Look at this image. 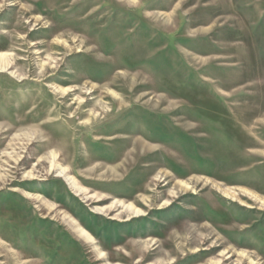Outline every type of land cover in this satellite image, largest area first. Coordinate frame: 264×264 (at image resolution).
I'll list each match as a JSON object with an SVG mask.
<instances>
[{"label":"rangeland","instance_id":"1","mask_svg":"<svg viewBox=\"0 0 264 264\" xmlns=\"http://www.w3.org/2000/svg\"><path fill=\"white\" fill-rule=\"evenodd\" d=\"M0 55V264H264V0H0Z\"/></svg>","mask_w":264,"mask_h":264},{"label":"bare ground","instance_id":"2","mask_svg":"<svg viewBox=\"0 0 264 264\" xmlns=\"http://www.w3.org/2000/svg\"><path fill=\"white\" fill-rule=\"evenodd\" d=\"M2 57L3 55H0V71H10V65L7 61H5ZM12 75H15V73L11 72ZM52 164L51 168L56 171L57 175L59 177H62L65 179L69 184H71L73 187H75L78 191H83L84 189L80 187L75 179L69 174L67 169L59 164H57V156L55 154H52Z\"/></svg>","mask_w":264,"mask_h":264}]
</instances>
